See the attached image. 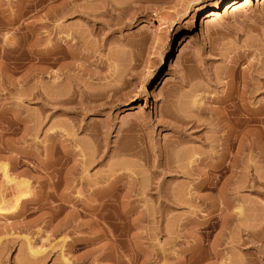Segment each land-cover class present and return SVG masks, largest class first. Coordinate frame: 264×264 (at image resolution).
<instances>
[{"label": "rangeland", "instance_id": "rangeland-1", "mask_svg": "<svg viewBox=\"0 0 264 264\" xmlns=\"http://www.w3.org/2000/svg\"><path fill=\"white\" fill-rule=\"evenodd\" d=\"M224 1L0 0V165L28 194L0 173V264H264V138L206 167L219 97L264 85L262 2Z\"/></svg>", "mask_w": 264, "mask_h": 264}, {"label": "bare ground", "instance_id": "bare-ground-1", "mask_svg": "<svg viewBox=\"0 0 264 264\" xmlns=\"http://www.w3.org/2000/svg\"><path fill=\"white\" fill-rule=\"evenodd\" d=\"M253 1L254 0H227V1H224L223 3H222V7H223V10H222V15L223 14H228L231 10H235V9H238V8H243V7H246V6H248V5H250L251 3H253ZM261 2H262V6L264 7V0H261ZM210 11V12H209ZM220 12H218L217 10H216V6L213 8V9H211V10H208L207 11V16H213L214 18H216L218 15H220L219 14ZM101 13H99L98 15H100ZM91 15V14H90ZM94 14H92L91 16H93ZM97 15V13L95 14V16L94 17H97L98 16ZM193 19L189 22V26H187V27H190L191 25H193ZM174 23V26H176V27H172V30H176V29H178V26H177V23H176V21H174L173 22ZM162 27H164V25L162 26ZM170 57V55H169V51L167 50L166 52H165V58H169ZM232 69H230V71H231ZM255 70V74H256V72H257V70L256 69H254ZM260 70H262V69H260ZM259 70V71H260ZM263 71H264V69H263ZM258 73V72H257ZM260 73H262L263 75H264V72H259L258 73V75L260 74ZM261 75V74H260ZM257 76V75H256ZM160 79V81L162 80V77H159ZM160 81H158L157 80V82L158 83H160ZM231 83H232V80L230 81ZM236 82V81H235ZM250 81L248 80L247 82H242L243 84L242 85H240V84H238V86L241 88L240 90H237L238 88V86L236 85V84H234V82L232 83V85L231 86H229V85H227V86H229V89H227V91L228 92H226L225 94H223V96L222 97H219V99L217 100V102L218 103H220L221 105L223 104V106L221 107V109L219 110V112L216 114L217 116H216V118H218V120H217V123H218V126L214 129V131L215 132H213V133H215L216 134V130H217V132H221L220 133V135L219 134H217L216 136L218 137L219 136V139L221 140L220 142H218L219 144H220V149H221V152H219V154L220 155H218V159L217 160H215V161H207V168L209 167V169L210 168H218L219 167V169L220 170H224V171H226L228 168H229V164L226 162L227 160V157H228V155H227V152L229 151V150H232L233 149V147H234V145H235V142L236 141H238L239 143H238V148L240 147V150H241V148L242 147H244L246 144H242L243 143V140H245L244 138L246 137V138H248V140H249V142H250V146L251 145H254V144H252V142H256L257 140L258 141H260L259 139H262L263 140V136H264V103L262 104V103H260V105L259 104H257L256 105V107H254V106H252V104H253V101H254V98H255V96H254V94H255V92L256 91H258L261 87V89L263 90V87H264V85L263 86H260V85H258V83L256 84H254L253 85V83L254 82H250ZM233 84L235 85V86H233ZM237 86V87H236ZM261 90V91H262ZM260 91V90H259ZM263 92V91H262ZM261 92V93H262ZM264 93V92H263ZM39 95H40V97H42V94L41 93H39ZM135 101H139V99L137 98V100H135ZM194 101H196V100H194ZM199 101H200V99H199ZM219 104V105H220ZM259 105V106H258ZM220 107V106H219ZM218 110V109H217ZM194 123V122H193ZM195 124V123H194ZM193 124V125H194ZM220 124V125H219ZM190 125H192V124H190ZM218 127H219V129H218ZM178 130V132H179V128L177 129ZM220 130V131H219ZM215 134H213L214 136H215ZM212 135V140H215V141H218L217 139V137H215V138H217V139H215V138H213L214 136ZM247 140V139H246ZM245 140V141H246ZM258 141L256 142V143H258ZM245 143H247V142H245ZM244 145V146H243ZM214 146V145H213ZM255 146V145H254ZM256 147V146H255ZM215 148V147H214ZM239 150V149H238ZM220 151V150H219ZM162 153H165V151L164 150H162L161 151ZM238 152H240V151H238ZM229 154V153H228ZM227 155V156H226ZM216 156V155H215ZM214 156V157H215ZM216 158V157H215ZM211 160H212V158H211ZM197 160L195 159V160H193L192 162H196ZM228 164H226V163ZM0 173H1V176H2V178H3V180L6 182V183H10V182H13V183H15L16 182V180L14 179V178H12V177H10L9 176V173H8V170H7V166H6V164H1L0 165ZM256 177V176H255ZM255 177H252L251 179H252V182H253V180H254V178ZM258 177V176H257ZM257 177H256V179H255V182L254 183H256V181H257ZM205 178L207 179V177H205V176H203L201 179H203L202 181L200 180V182H206L207 180H205ZM210 179V178H209ZM251 181V180H250ZM260 181V180H259ZM259 181H257V182H259ZM204 182V183H205ZM208 182H209V180H208ZM252 182H250V183H252ZM262 182V181H261ZM261 182H259V183H256V184H258V185H260V183ZM253 183V184H254ZM264 183V182H263ZM16 185H15V189H16V195L14 196V204H13V206L11 207V209L12 210H15L16 208H17V206H18V203L19 202H22V201H27L28 199H27V197H28V194L26 193V185L25 186H23V189H21L20 188V186H19V184H17V182L15 183ZM233 184V183H232ZM200 185H201V183H200ZM229 185V184H228ZM231 185V184H230ZM255 185V184H254ZM249 187H251V185H248ZM261 186V185H260ZM108 187H110V185L108 186ZM107 187V188H108ZM112 187V186H111ZM230 186H228L227 188L229 189V190H231V191H235V190H233V189H235V188H233V187H236V186H234V185H232V188L230 187ZM259 187V186H258ZM238 188H240V186L238 187ZM238 188H236V190L238 189ZM252 188H254V186L252 187ZM227 189V190H228ZM251 189V188H250ZM110 191V188H108V189H106V191H105V193L107 192V191ZM227 191V192H230V191ZM260 190L258 189V192H259ZM97 193V192H96ZM108 193H110V192H108ZM224 194V193H223ZM228 194V193H227ZM103 196H104V192H103V194H102ZM108 195V194H107ZM106 194H105V196L104 197H106L107 196ZM163 195V194H162ZM224 195H226V194H224ZM220 196V195H219ZM221 198L223 197V196H220ZM226 197V196H225ZM108 199V198H107ZM222 199H225L224 197L222 198ZM109 200V199H108ZM108 200H106V203H107V201ZM226 200V199H225ZM105 201V200H104ZM232 201V200H231ZM230 201V202H231ZM4 202H5V200H4V197H3V195H2V192H0V213H3V212H5V210H6V208H4ZM109 202V201H108ZM223 203V202H225V201H223V200H216L215 201V204H216V209L218 210V208H219V205H220V203ZM229 201H228V203H230ZM226 203V202H225ZM231 203H233V202H231ZM231 203H230V205H231ZM88 204V203H87ZM87 204H85L84 203V205H87ZM103 203H101V204H96L95 206V208H97V207H99L100 205V207L99 208H104V207H106L107 205L108 206H112L111 204L109 205V204H107V205H105V206H103L102 205ZM93 204H91V206H92ZM97 205H99V206H97ZM223 206H225L224 204H222ZM229 204H227V207H229L228 206ZM88 206V205H87ZM86 206V207H87ZM94 206V205H93ZM107 206V207H108ZM114 206V205H113ZM239 206V207H238ZM238 206H233L234 208H233V210H231V211H229L230 213H228V214H230V215H234V214H237V215H239V216H241L242 217V215L241 214H243L244 213V209H242V211H241V207H240V205L238 204ZM88 208H90L89 206H88ZM94 208V209H95ZM122 207H120V209H121ZM125 208V207H124ZM126 210H131V209H127V208H125ZM125 209H123L122 208V210H125ZM220 209V208H219ZM92 210H93V207H92ZM122 210H120V212H122ZM119 211V210H118ZM212 212H213V210H211ZM120 212H119V214H120ZM125 214H126V212L125 211H123ZM122 212V213H123ZM129 212H132V211H127V213H129ZM228 212V211H227ZM226 212V213H227ZM123 213V215H125ZM232 213V214H231ZM234 213V214H233ZM225 214V213H224ZM129 215V214H128ZM236 215V217H238L239 219H240V217L239 216H237ZM119 216V215H118ZM127 216V215H126ZM224 216V218H222L224 221H222V222H224V223H222V226L224 227L225 225H226V221H228L225 217V215H223ZM119 217H121V216H119ZM227 217H228V215H227ZM230 217V216H229ZM234 217H235V215H234ZM238 218H236V220L238 221L239 219ZM119 219V218H118ZM117 219V220H118ZM121 219V218H120ZM119 219V220H120ZM123 219H125L124 217H123ZM226 219V220H225ZM228 219H230V218H228ZM242 219H243V217L241 218V220H239V223H241L242 222ZM231 220V219H230ZM229 220V221H230ZM235 220V221H236ZM228 221V222H229ZM236 221V222H237ZM113 223H115V222H113ZM238 223V222H237ZM83 224H85V223H83ZM82 224V225H83ZM116 224V223H115ZM117 224H119V222L117 223ZM116 224V225H117ZM125 224V223H124ZM84 226V225H83ZM123 226V225H122ZM115 240V239H114ZM130 240V239H129ZM127 242H128V240H126ZM215 244V243H214ZM243 244V243H242ZM245 244V243H244ZM212 247V246H211ZM247 247V246H246ZM135 248H136V246H135ZM137 248H139V247H137ZM136 248V249H137ZM212 248H215V245H213V247ZM30 250V253L32 254V255H35V254H37V253H39V251L38 250H34L32 247H30L29 248ZM142 249V248H141ZM247 249V248H246ZM213 250V249H212ZM213 251H216V249L215 250H213ZM136 256H138V255H136ZM64 260V262H69L66 258H64L63 259ZM131 259H129V261H130ZM133 260L134 261H138V260H136V259H134L133 258ZM134 261H130V262H134ZM134 263H136V262H134ZM131 264V263H130Z\"/></svg>", "mask_w": 264, "mask_h": 264}]
</instances>
